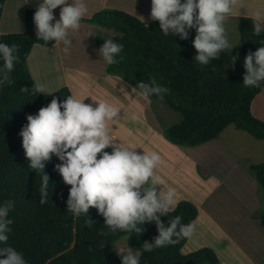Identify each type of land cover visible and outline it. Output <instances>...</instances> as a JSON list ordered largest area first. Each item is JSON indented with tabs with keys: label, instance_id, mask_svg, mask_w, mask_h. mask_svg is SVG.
I'll return each instance as SVG.
<instances>
[{
	"label": "trees",
	"instance_id": "1",
	"mask_svg": "<svg viewBox=\"0 0 264 264\" xmlns=\"http://www.w3.org/2000/svg\"><path fill=\"white\" fill-rule=\"evenodd\" d=\"M7 0H0V23ZM35 9L25 12V31L3 34L0 43L17 45L14 67L4 69L10 82L0 88V204L14 201L7 219L13 222L6 232V245L23 254L26 264H122V256L114 245L128 237L132 250L138 252L139 264H221L212 248H201L187 255L183 247L188 238L173 236L176 244L155 248L148 252L145 243H153L159 235L155 221L137 222L140 232L120 230L115 232L106 224L97 208L75 216L69 211L70 185L64 183L55 165L57 157L45 162L44 174L49 175L47 197H42V173L30 168L20 132L28 123L27 116L58 98L61 102L72 95L67 87L58 91L34 92L36 79L28 70V59L36 45L50 47L55 41L38 39L33 20ZM94 21L107 32L100 35L103 47L107 39L124 45L123 50L110 65V73L128 83L149 89L159 86V93L149 91L148 96L160 100L181 119L168 126L166 135L177 146L197 147L220 138L229 127L246 132L264 141V122L252 113V104L264 90L245 87L244 59L264 46V31L255 32L256 19L241 17L238 23V42L229 50L219 53L207 65L196 61L194 47L196 30L191 29L188 39H181L171 32L165 36L158 20L146 24L141 19L122 11H103ZM262 24V23H261ZM262 27L263 24H262ZM239 54L233 65L232 57ZM0 69H3L0 53ZM26 90V91H25ZM263 192L264 162L251 165ZM44 201L43 203L41 201ZM198 210L190 201H182L176 208L160 216L165 227L179 216L176 232L183 225L192 223ZM264 219V209H263ZM88 221H91L89 224Z\"/></svg>",
	"mask_w": 264,
	"mask_h": 264
},
{
	"label": "clouds",
	"instance_id": "2",
	"mask_svg": "<svg viewBox=\"0 0 264 264\" xmlns=\"http://www.w3.org/2000/svg\"><path fill=\"white\" fill-rule=\"evenodd\" d=\"M237 4L238 0H151L150 18L159 21L165 36L171 32L181 39H188L190 30L195 29L193 44L198 52L195 59L199 64L207 65L220 52L231 51L234 47V42H230L226 35L225 21ZM57 8H60L59 19L54 14ZM88 13L87 0H42L33 16L37 37L45 42L59 44L62 41L64 45H70L69 30H80ZM253 15L256 18L255 32L259 35L264 31L260 22L264 20V7L254 9ZM17 47L15 44L0 43L3 59L0 88L5 82H10L3 73L4 69L9 72L13 69ZM123 48V44L107 39L101 49L106 64L117 63L114 57ZM63 52L66 57L71 55L68 47ZM239 58L238 53L232 57L233 65ZM244 68L243 85L260 87L264 82V46L245 57ZM146 87L140 84V88ZM135 91L136 88H133ZM149 91L159 93L167 89L157 86ZM34 92L46 93V86L36 83ZM84 100L74 95H69L63 102L53 98L37 114L27 116L28 123L20 135L30 168L42 173L41 196L47 197L49 189L50 178L44 174L45 162L55 156L60 161L55 165L56 170L64 183L71 186L68 206L75 216L86 214L90 207H95L106 218V224L113 232L117 229L140 232L137 222L155 221L159 235L154 244H144L148 252L176 244L178 240L173 239L174 235L191 237L195 231L194 222L183 225L177 233L181 217H175L170 227H165L160 221V216L174 208L177 200L175 188L158 195V189L154 187L164 184L154 171L161 162L159 152L141 154L131 143L117 144L108 122L117 117L118 108L107 101L99 100L94 106ZM132 118L136 119L135 116ZM109 147L111 152L106 151ZM150 180L151 185L145 187ZM13 205L14 201L0 204V245H6L9 239L6 232L10 231L8 226L13 221L7 217ZM125 251L124 246L119 247L118 255ZM127 252V255H122V264H139L130 248ZM0 264H26V261L14 247L4 246L0 247Z\"/></svg>",
	"mask_w": 264,
	"mask_h": 264
},
{
	"label": "crops",
	"instance_id": "3",
	"mask_svg": "<svg viewBox=\"0 0 264 264\" xmlns=\"http://www.w3.org/2000/svg\"><path fill=\"white\" fill-rule=\"evenodd\" d=\"M128 0H87L88 6H89V13L82 21V28L80 30H69V36L68 39L71 40L70 45H64L61 41L59 44H55L50 47L42 46L41 50L40 48H37L38 46L34 47L31 55L28 59V70L31 73V75L36 79L37 83L44 84L46 86V92H54L57 91V88L61 89L63 87H67L71 94L74 95L77 99H85L84 102L92 105H96L99 100L100 101H107L108 103L116 106L118 108V115L123 114L126 110V107L124 105V100L127 99L129 103L131 104V96H133V102H138L140 106L143 107V112L147 117H149V114H157V109L153 107V102L157 103L156 100L151 99L148 94L145 96V93H149L148 90L145 88H140L138 86H134L127 81H125L123 78L113 75L110 73V65L106 64V61L104 60L103 54L101 52V46L98 43V38L101 34L107 32V29H104L103 27L99 26L94 20V17L103 12V11H122L126 12L128 14H131L133 16L138 17L141 19L144 23L150 24L156 20H152L150 18V12H151V0H135L137 3L136 5H133L131 8L125 7L124 2ZM243 2V7L235 12L232 13L233 16H237L239 18L241 17H252L254 18L253 13L250 11V5L253 4V0H238ZM31 3H29V0L24 5L23 9H19V14L16 13L14 10L11 13L10 9V3L11 0H7L5 4L3 19L0 23V32L3 34H11V33H21L25 31V12L28 9H34L38 8L34 2V0H31ZM134 2V0H133ZM38 5V4H37ZM142 7H145L143 9ZM37 10V9H35ZM59 12L60 8H57L54 10V14L56 19H59ZM7 14V18H4ZM228 19V17H227ZM226 19V21H227ZM256 19V18H255ZM5 20L14 23L16 26V29H8V31H2V27L5 24ZM225 21V28H226V35L230 39L232 36H236V32L238 33V30L236 32H231L227 26ZM263 26H264V20H263ZM90 36L93 41V48L90 52H85L83 48L80 47L79 43V37H88ZM234 45L238 42V34L236 39H233ZM65 47L69 48V52L71 53L70 56H65L63 49ZM36 51H39V53L44 54V57H38L37 59L34 57V53ZM44 59L51 60L54 62H58L61 67V78L59 80L58 75L52 71V69L45 74H41L37 70V63H42ZM50 66V65H49ZM60 82L59 87L56 85H53L55 80ZM53 86V87H52ZM53 88V89H52ZM133 88H136V91L133 92ZM114 91V95L112 98V93ZM264 95V90L262 93H260L257 98L254 100L252 104V113L254 115L255 107L258 105V103L262 104V115L257 116L258 119L262 120L264 122V100H262V96ZM110 96L113 100L110 102ZM119 103V104H118ZM134 104V103H132ZM162 108V107H158ZM119 117V116H118ZM112 121H109V130L110 132L116 136V139L123 138L120 134L119 130L120 128H115L114 132L110 129V123ZM144 128H147V126H144ZM234 128V127H233ZM165 129V128H163ZM163 129L161 131L160 137L162 139H165V141H168L166 137L163 136ZM231 127H229L226 131L222 133L220 137H223L228 133ZM145 131H143L144 133ZM240 130H237L234 128V131L232 130L231 135L233 137H239ZM149 144H145L143 146H140L141 154L146 153V151L150 152V148L152 144H154V133L152 132L149 134ZM250 137H252L250 135ZM249 138H244L243 143L245 146L241 147L239 150V153L242 152H249V159L254 158H260L258 151H260V144L258 142H264L262 140L255 139L254 140H248ZM218 140V139H217ZM145 141V139H144ZM216 140L212 141L215 142ZM258 141V142H254ZM128 144L127 142H125ZM207 144V143H206ZM205 145V144H204ZM251 145L256 149V152L251 151ZM111 152V151H110ZM230 159H232V156H230ZM245 163L249 164V166L253 165L250 163L251 161H244ZM259 162V160H258ZM263 161L257 163H263ZM237 164V162H234V165ZM236 167V166H235ZM160 169L164 170L168 175L170 171H167L165 166L163 164H159L157 167V170L163 175L162 179H165V176H167L165 173H163ZM243 174L249 179L246 169L243 168L241 170ZM229 175V177H228ZM234 174H230V171L225 175L219 176V180L228 177V179L233 178ZM172 179V178H171ZM151 183V182H150ZM189 199H187L188 201ZM255 204L251 207H249L247 210L244 206L238 205V204H229L227 211H225V215L220 216L221 210L218 209L219 202L218 200H213V204L217 206L214 210L212 209L211 214H207L205 210L200 208L198 209V218L194 221L195 223V231L191 237L188 238L187 243L183 247V250L189 245L190 243H196L197 241V228L199 222L206 220L207 225L212 228V230H215L216 233H219L222 231H227L229 234V240L228 242L226 240H222L219 244L215 241L211 243H207V240H204L203 243L197 244L192 251H189V253L197 251L201 249L203 246H208L212 248L221 264H264V239L262 242V245H260V252L259 255L253 253V250L245 249L241 244L240 240L244 237L251 238L254 235V230L257 231L258 239L263 236L262 232H264V219H261L262 208L264 199L263 198H254ZM185 201V200H184ZM196 206V204H194ZM236 206V207H232ZM172 210V209H170ZM258 212H260L258 215H256ZM221 233V235L224 236V234ZM225 248H228V250H225ZM187 253V254H189Z\"/></svg>",
	"mask_w": 264,
	"mask_h": 264
},
{
	"label": "rangeland",
	"instance_id": "4",
	"mask_svg": "<svg viewBox=\"0 0 264 264\" xmlns=\"http://www.w3.org/2000/svg\"><path fill=\"white\" fill-rule=\"evenodd\" d=\"M28 0H11L10 9L11 13L8 16H11L12 12L15 10L17 14H19V9H23L24 5ZM35 4L38 5L42 2V0H34ZM30 6L33 2L30 0ZM36 6L38 7V5ZM125 7L131 8L133 5L137 6V3L133 2V0H128L124 2ZM243 2L238 1L237 6L235 7V12L239 11L243 7ZM34 9V6H32ZM250 11L253 13L254 9L257 7H264V0H253V4L249 6ZM145 9V7H142ZM234 12V11H233ZM4 18H7V14ZM255 18V17H254ZM263 24V20L260 21ZM239 17L229 15L226 21V26L231 32H236L238 30ZM14 23L5 20V24L2 27V31H8V29H16ZM236 36L234 38L236 39ZM80 47L85 50V52H90L93 48V41L90 36L88 37H79ZM233 36L229 39L230 42H233ZM37 48H42L41 45H36ZM35 46V47H36ZM44 57V54L36 51L34 53V57L37 59L38 57ZM37 70L41 74L47 75V73L52 69L54 73L58 75L60 80L61 78V67L58 62H54L51 60L44 59L42 63H37ZM50 65V66H49ZM53 85L59 87L60 82L55 80ZM53 87V86H52ZM53 89V88H52ZM148 90V88H145ZM60 90L57 88V91ZM263 92V91H262ZM261 92V93H262ZM114 95V91L112 93V98ZM264 100V95L261 97ZM113 100L110 96V102ZM157 103L153 102V107L156 108L157 114H149L150 116L146 118L143 107L140 106L138 102H133V96H131V104L127 99L124 100V105L126 110L123 114H117V117L113 118V121L110 123V129L114 132L115 128H120L119 132L123 138L116 139L117 144H126L131 143L137 148L135 151L141 153L140 146L145 144H149V139L152 132L154 133V144H152L150 148V152L157 151L161 155V162L169 175L162 169H160L165 176L164 184H157L154 187L158 189V195L166 193L169 188L176 189V208L182 201L189 199L193 204H196V208L199 211L198 207L205 210L207 214L212 213V209L217 206L213 204V200H218L219 205L218 209L221 210L220 216L225 215V211L228 209L229 204H238L244 206L246 210L255 204L254 198H263V192L259 185L256 175L251 171V167L249 164L244 161H251L250 163L257 164L264 159V142H258L260 144V158L249 159V152L239 153L241 147L245 146L242 142L244 138H249L248 140H254L250 135L246 132H240L239 137H233L231 135L232 130L234 128L231 127V131H228L226 135L220 137L215 142H209L205 145H200L197 147H187V146H177L173 144L166 135V129L168 126L173 123L178 122L181 119V116L174 111H171L167 106L164 105L160 100H156ZM134 103V104H132ZM119 104V103H118ZM158 107H162L161 109ZM262 104L258 103L254 110V116L262 115ZM119 116V117H118ZM135 116L136 119L132 117ZM260 119V118H259ZM147 126V128H144ZM165 128V129H163ZM163 129V136L167 138L161 139L160 134ZM143 131H145L143 133ZM145 139V141H144ZM257 148H254L251 145V151L256 152ZM106 151H112V148L109 147ZM148 152V151H146ZM232 156V159H230ZM259 160V162H258ZM234 162L237 164L234 165ZM236 166V167H235ZM158 167V166H157ZM245 168L249 179L241 172V170ZM157 175L162 178V174L156 169H154ZM230 171V174H234L233 178L226 180H219V176L226 175ZM172 178V179H171ZM151 180L149 181L148 187L151 185ZM236 207V206H232ZM171 208V209H174ZM264 209V203L263 208ZM258 212L256 215H258ZM263 213V211H262ZM261 214V219L263 218V214ZM200 216V214H199ZM197 214V217H199ZM193 220V222L196 220ZM207 221L203 220L199 222L197 228V241L190 243L187 245L183 254L187 255L189 251L195 249L194 247L197 244H202L204 240H207V243H211L213 241L218 244L224 239L228 242L229 234L227 231H220L216 233L215 230H212L210 226H206ZM254 235L251 238H242L240 240V244L249 250H253V253L259 255V248L262 245L264 239V232H262L263 236L258 239L257 231L254 230ZM221 233L224 234L221 235ZM228 237V238H227ZM124 246L126 251L122 255H127V249L130 248L128 243V237L122 238L117 241L114 245L115 251L118 253L119 247ZM210 248L208 246H203L202 248ZM131 249V248H130ZM228 250V248H225ZM132 255L138 257V252L131 249ZM121 255V256H122ZM237 264H239L237 262Z\"/></svg>",
	"mask_w": 264,
	"mask_h": 264
}]
</instances>
